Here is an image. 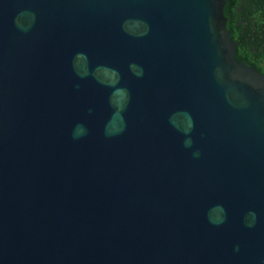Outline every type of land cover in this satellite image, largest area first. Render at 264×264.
Instances as JSON below:
<instances>
[{"label":"water","instance_id":"water-1","mask_svg":"<svg viewBox=\"0 0 264 264\" xmlns=\"http://www.w3.org/2000/svg\"><path fill=\"white\" fill-rule=\"evenodd\" d=\"M226 0H0V264H264V73Z\"/></svg>","mask_w":264,"mask_h":264},{"label":"trees","instance_id":"trees-1","mask_svg":"<svg viewBox=\"0 0 264 264\" xmlns=\"http://www.w3.org/2000/svg\"><path fill=\"white\" fill-rule=\"evenodd\" d=\"M224 13L236 58L264 73V0H226Z\"/></svg>","mask_w":264,"mask_h":264}]
</instances>
